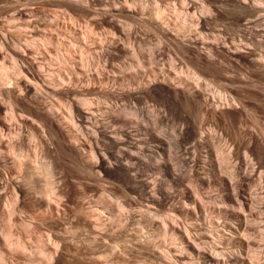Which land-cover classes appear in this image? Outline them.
<instances>
[{
	"label": "rangeland",
	"instance_id": "374dc122",
	"mask_svg": "<svg viewBox=\"0 0 264 264\" xmlns=\"http://www.w3.org/2000/svg\"><path fill=\"white\" fill-rule=\"evenodd\" d=\"M0 86V264H264V0H0Z\"/></svg>",
	"mask_w": 264,
	"mask_h": 264
},
{
	"label": "bare ground",
	"instance_id": "6f19581e",
	"mask_svg": "<svg viewBox=\"0 0 264 264\" xmlns=\"http://www.w3.org/2000/svg\"><path fill=\"white\" fill-rule=\"evenodd\" d=\"M2 80H4V79H2ZM5 81H6V79H5ZM3 84V83H2ZM5 85V84H4ZM1 87V86H0ZM13 165V164H12ZM41 167H43V166H41ZM40 167V169H39V167L37 166V169L35 170L36 171V173H37V171L39 172V173H41L42 171H41V169H43V168H41ZM45 168V170L43 169V171L44 172H42V177H44L45 178V180L50 176V171L48 170V168H46V166L44 167ZM34 169H35V167H34ZM33 169V170H34ZM34 171V172H35ZM41 171V172H40ZM38 174V173H37ZM40 175V174H39ZM49 185V184H48ZM46 186V185H45ZM46 191V194H50V188L47 186L46 187V189H45ZM237 197L239 198L238 200L241 202V203H244V200H243V198H241V197H239V195H237ZM241 198V199H240ZM189 242V241H188ZM187 244V243H186ZM188 245V244H187ZM190 246H191V244H189ZM186 247H189V246H186ZM195 249V248H194ZM212 248H210V249H203L202 251H197V255H198V257H200L201 256V259L203 260V262L204 263H208V264H225V263H230V264H245V261L244 260H242L241 259V257H240V254H239V250H234V251H232V252H230L229 253V259L227 260V261H220L218 258V255L215 253V252H213V250H211ZM195 251V250H194ZM192 253V252H191ZM195 255V254H194ZM43 257V256H42ZM46 258H48V257H46ZM44 259H45V257H44ZM47 260V259H46ZM222 262V263H221Z\"/></svg>",
	"mask_w": 264,
	"mask_h": 264
}]
</instances>
